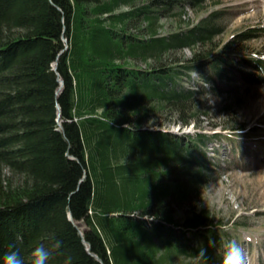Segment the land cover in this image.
Here are the masks:
<instances>
[{
    "label": "trees",
    "instance_id": "obj_1",
    "mask_svg": "<svg viewBox=\"0 0 264 264\" xmlns=\"http://www.w3.org/2000/svg\"><path fill=\"white\" fill-rule=\"evenodd\" d=\"M204 1L0 0V264L52 237L48 264H220L243 243L244 222L212 224L200 191L225 162L207 143L235 149L244 124L162 127L199 125L205 95L229 114L264 84L262 22L222 40L229 10L188 17Z\"/></svg>",
    "mask_w": 264,
    "mask_h": 264
},
{
    "label": "rangeland",
    "instance_id": "obj_2",
    "mask_svg": "<svg viewBox=\"0 0 264 264\" xmlns=\"http://www.w3.org/2000/svg\"><path fill=\"white\" fill-rule=\"evenodd\" d=\"M204 5L206 8L201 11L186 6L188 17L195 21L205 16L213 6L229 10L230 13L223 18L228 30H225L222 40L229 30L235 31L246 24L261 21L264 26V0H205ZM170 22L163 19L161 23L164 25L160 30L173 28L174 22ZM254 43L264 46V34ZM183 52L188 54V50ZM222 98L205 95L203 105L208 106V114L200 117L199 125H192L191 122L182 129L181 126L178 128V123L166 122L162 127L173 132H177V129L179 134L182 130H187L184 134H193L200 128L231 135L232 129L225 128L229 127L230 121L235 125L244 124L240 130V134H243L238 135L237 143L233 144L235 149L226 138L213 139L207 143L212 163L223 158L225 162L221 174L202 188L200 198L201 204L212 217V224L221 222L223 227H227L233 220L244 222L245 227L241 229L244 241L240 245L249 264H264V84L250 89L242 97V103L231 109L229 114L220 109ZM232 240L238 242L236 238L230 237L229 241Z\"/></svg>",
    "mask_w": 264,
    "mask_h": 264
},
{
    "label": "clouds",
    "instance_id": "obj_3",
    "mask_svg": "<svg viewBox=\"0 0 264 264\" xmlns=\"http://www.w3.org/2000/svg\"><path fill=\"white\" fill-rule=\"evenodd\" d=\"M61 243L62 241L55 237L50 238L48 244L37 243L30 250V264H48L49 258L60 248ZM199 253L205 257L203 248L200 249ZM70 260L71 257L66 258V262ZM4 264H26V262L20 255L19 250L13 248L4 254ZM220 264H246L244 250L237 241L232 240L226 244Z\"/></svg>",
    "mask_w": 264,
    "mask_h": 264
},
{
    "label": "bare ground",
    "instance_id": "obj_4",
    "mask_svg": "<svg viewBox=\"0 0 264 264\" xmlns=\"http://www.w3.org/2000/svg\"><path fill=\"white\" fill-rule=\"evenodd\" d=\"M54 66V65H53ZM195 74V73H194ZM196 75V74H195ZM203 131H205V132H211V131H208V130H203ZM195 132V131H194ZM212 132H216V131H212ZM211 132V133H212ZM218 132H223V131H218ZM223 133H225V132H223Z\"/></svg>",
    "mask_w": 264,
    "mask_h": 264
}]
</instances>
